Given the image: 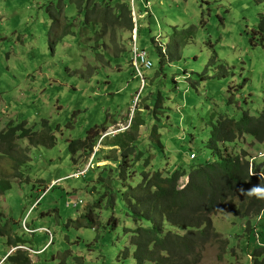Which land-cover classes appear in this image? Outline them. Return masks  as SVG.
I'll return each mask as SVG.
<instances>
[{"label":"rangeland","instance_id":"rangeland-1","mask_svg":"<svg viewBox=\"0 0 264 264\" xmlns=\"http://www.w3.org/2000/svg\"><path fill=\"white\" fill-rule=\"evenodd\" d=\"M121 5L128 11L119 15ZM135 48L153 63L143 82L135 79ZM247 112L254 122L264 117V0H0V133L25 124L40 142L0 144L10 153H0V179L19 163L23 177L0 196V264H17L8 260L18 252L8 239L16 238L34 251L23 250L32 264H135L124 231L132 222L104 228L111 194L99 184L112 167L108 139L131 121L143 123L146 136L136 146L153 156L154 170L189 174L213 158L211 122ZM105 125L95 158L73 156L71 143ZM50 137L53 148L43 143ZM255 141L234 136L221 152L264 162V144ZM250 200L237 197L226 214L213 216L221 236L199 264H264V213L234 214ZM70 201L83 206L69 209ZM87 215L97 232L87 228Z\"/></svg>","mask_w":264,"mask_h":264},{"label":"trees","instance_id":"trees-1","mask_svg":"<svg viewBox=\"0 0 264 264\" xmlns=\"http://www.w3.org/2000/svg\"><path fill=\"white\" fill-rule=\"evenodd\" d=\"M124 5H121L119 15L128 11ZM120 17L122 16L116 17L115 21ZM127 17L125 16L126 23L132 26L131 18ZM226 117L222 121L211 122L214 129L207 147L212 151L213 158L192 166L189 174L179 170L170 176L154 170L153 156L139 151L136 146V141L146 136L140 135L143 123H133L126 133L108 139L106 148L113 152L112 167L99 184L101 189L111 194L104 197L106 207L108 200L105 212L109 213V220L104 228L114 232L127 222L130 225L129 220L132 222L133 226L130 225L124 231L131 236L135 264H199L205 247L221 236L214 230L213 216L226 213L234 199L242 195L249 196L252 200L247 205L244 203L234 214L251 217L264 213V191L251 195L241 192V189L247 190L257 185L264 188V163H254L252 169L249 161L244 162L243 156L226 158L221 152L224 145L232 142L234 136L251 135L264 143V117L255 122L249 112L240 120ZM113 125H118V122ZM25 126L9 124L7 132L0 133V144H11L17 138L28 139L31 146L40 143L38 140H31L32 131L26 130ZM108 129L109 126L105 125L88 131L84 141L70 144L72 154L84 151L88 153V157L93 156L95 148L102 141V134H106ZM146 140L143 142L146 143ZM52 141L53 137H50L43 143L48 148H53L55 143L52 146ZM0 153H6L7 156L10 154L4 146L0 147ZM193 155V160H196L197 154ZM245 155L248 160V155ZM258 163L261 164L260 161ZM20 164L12 167L18 168ZM16 168L8 170L9 179L1 177L0 196L12 190L11 179H23ZM92 175L90 171L84 178L90 180ZM186 177L190 182L182 188L181 180ZM106 183L108 186H105ZM81 203L79 201V205ZM99 203L100 201H95L94 209L100 208ZM72 204L73 201L68 203L69 209H81L71 208ZM94 209H91V213ZM89 217L90 215L85 217L89 222L87 228L97 232L95 220ZM8 240L13 249L26 247L19 238ZM131 255L129 250L124 258L129 259ZM8 260L17 264H32L30 256L20 250Z\"/></svg>","mask_w":264,"mask_h":264},{"label":"clouds","instance_id":"clouds-1","mask_svg":"<svg viewBox=\"0 0 264 264\" xmlns=\"http://www.w3.org/2000/svg\"><path fill=\"white\" fill-rule=\"evenodd\" d=\"M132 1V0H131ZM132 8H134V6L132 5L131 6V9ZM134 11V13H135V10H133L132 9V12ZM130 12H131V10H130ZM137 17V16H136ZM131 18V20H132V26H133V19H132V17H130ZM135 37H136V33H135ZM134 38V37H133ZM136 40H137V38H136ZM143 77H145V73L143 74ZM135 79H137V80H140L139 79V77L136 75V77H135ZM141 82H143V81H141ZM131 123H134V122H132L131 121ZM131 128V127H130ZM127 130H129V129H126V128H121L120 129V131L119 132H117V133H126L127 132ZM114 134H107L104 138L106 139V138H108V137H111V136H113ZM245 137H247V135H245V136H243V138H245ZM104 139V140H105ZM255 142H259V143H261L257 138H256V141ZM253 143V142H252ZM262 144H264V143H262ZM97 154H94V158H95V156H96ZM192 158L194 159L195 158V156L192 154ZM192 159V160H193ZM259 159H264V156H263V154H262V151H260V153H259ZM258 161V160H257ZM264 162H261V165L263 164ZM258 164H260V163H258ZM253 165H254V163L252 164V169H253ZM252 172V171H251ZM87 173H89V171L88 172H86L85 173V175H84V177H86V174ZM183 179H188V182H187V184L190 182V179L188 178V177H186V178H183ZM182 179V180H183ZM185 186H183L182 188H184ZM48 190V189H47ZM47 190L45 191V193L47 192ZM262 191H264V188H261L260 186H253L252 188H250V189H247V190H244V189H241V192L242 193H244V192H246V194H249V195H251V194H253V193H260V192H262ZM40 200V199H39ZM38 200V201H39ZM76 202V201H75ZM82 203L79 205V202H76L75 203V205L73 204V205H70V207L72 208V207H74V208H76V207H78V208H82V206H83V201H81ZM38 203V202H37ZM36 203V204H37ZM227 213V212H226ZM226 213H220V214H226ZM86 222H87V220H86ZM43 231H46V232H48L49 234H51V231H49V230H47V229H44ZM33 233H35V232H33ZM130 242H131V240H130ZM130 246H131V244H130ZM132 247V246H131ZM25 249H28L29 251H30V248L29 247H21V248H17V251H23V250H25ZM12 251V250H11ZM11 251H10V253H11ZM16 251V252H17ZM30 252H32V253H34V251L33 250H31ZM31 258V257H30Z\"/></svg>","mask_w":264,"mask_h":264},{"label":"built area","instance_id":"built-area-1","mask_svg":"<svg viewBox=\"0 0 264 264\" xmlns=\"http://www.w3.org/2000/svg\"><path fill=\"white\" fill-rule=\"evenodd\" d=\"M134 42H136V37H134ZM137 52V49L135 48L133 51L134 54V60H135V70L136 74L139 77V79L142 81V76L144 73L150 71V69L153 67V63L147 59V54H144V57L141 55L142 53L135 54Z\"/></svg>","mask_w":264,"mask_h":264},{"label":"bare ground","instance_id":"bare-ground-1","mask_svg":"<svg viewBox=\"0 0 264 264\" xmlns=\"http://www.w3.org/2000/svg\"><path fill=\"white\" fill-rule=\"evenodd\" d=\"M73 154H75V153H73ZM73 156H75V155H73ZM76 158V157H75Z\"/></svg>","mask_w":264,"mask_h":264},{"label":"crops","instance_id":"crops-1","mask_svg":"<svg viewBox=\"0 0 264 264\" xmlns=\"http://www.w3.org/2000/svg\"><path fill=\"white\" fill-rule=\"evenodd\" d=\"M117 122V121H116Z\"/></svg>","mask_w":264,"mask_h":264}]
</instances>
